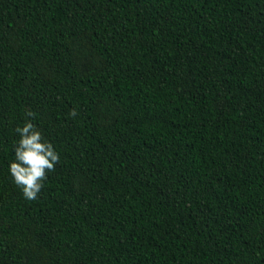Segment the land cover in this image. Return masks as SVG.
I'll return each mask as SVG.
<instances>
[{
  "label": "trees",
  "instance_id": "16d2710c",
  "mask_svg": "<svg viewBox=\"0 0 264 264\" xmlns=\"http://www.w3.org/2000/svg\"><path fill=\"white\" fill-rule=\"evenodd\" d=\"M0 264H264V0H0Z\"/></svg>",
  "mask_w": 264,
  "mask_h": 264
},
{
  "label": "clouds",
  "instance_id": "9594fccd",
  "mask_svg": "<svg viewBox=\"0 0 264 264\" xmlns=\"http://www.w3.org/2000/svg\"><path fill=\"white\" fill-rule=\"evenodd\" d=\"M72 108L70 114L76 115ZM29 116L34 115L31 111ZM13 158L9 161V172L14 183L27 199H36L47 179L60 160V153L33 120H25L15 127Z\"/></svg>",
  "mask_w": 264,
  "mask_h": 264
}]
</instances>
